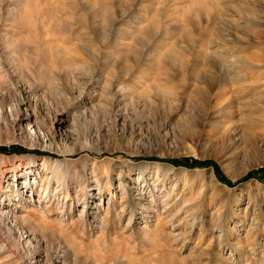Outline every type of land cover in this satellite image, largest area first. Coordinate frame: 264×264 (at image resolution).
<instances>
[{
    "label": "rangeland",
    "instance_id": "rangeland-1",
    "mask_svg": "<svg viewBox=\"0 0 264 264\" xmlns=\"http://www.w3.org/2000/svg\"><path fill=\"white\" fill-rule=\"evenodd\" d=\"M0 147V264H264V0H0Z\"/></svg>",
    "mask_w": 264,
    "mask_h": 264
},
{
    "label": "trees",
    "instance_id": "trees-1",
    "mask_svg": "<svg viewBox=\"0 0 264 264\" xmlns=\"http://www.w3.org/2000/svg\"><path fill=\"white\" fill-rule=\"evenodd\" d=\"M0 150H1V151H3V150L6 151V150H9V149H7V148H5V147H0ZM172 162H175V163L177 162V163H178L179 161H178V160H172ZM251 176H252V175H251ZM224 180H225V179H224Z\"/></svg>",
    "mask_w": 264,
    "mask_h": 264
},
{
    "label": "bare ground",
    "instance_id": "bare-ground-1",
    "mask_svg": "<svg viewBox=\"0 0 264 264\" xmlns=\"http://www.w3.org/2000/svg\"><path fill=\"white\" fill-rule=\"evenodd\" d=\"M5 172V171H4ZM211 181L213 182V181H215V179L213 178V177H211Z\"/></svg>",
    "mask_w": 264,
    "mask_h": 264
}]
</instances>
